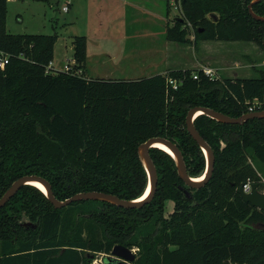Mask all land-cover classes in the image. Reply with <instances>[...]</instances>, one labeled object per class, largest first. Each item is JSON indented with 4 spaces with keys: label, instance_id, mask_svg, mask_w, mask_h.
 I'll return each mask as SVG.
<instances>
[{
    "label": "trees",
    "instance_id": "1",
    "mask_svg": "<svg viewBox=\"0 0 264 264\" xmlns=\"http://www.w3.org/2000/svg\"><path fill=\"white\" fill-rule=\"evenodd\" d=\"M251 1L166 0L183 16L167 24L166 38L193 46L253 42L264 50V21L249 13ZM251 8L264 17V0ZM6 14L7 0H0V52L7 56L0 68V197L20 176L35 174L58 200L86 191L137 199L148 186L137 147L150 137L175 143L190 177L204 173V153L185 125L191 107L239 117L257 100L255 109L264 110V70L221 80L201 69L197 79L188 69L138 80L87 78L85 36L71 41L72 71L80 73L53 70L56 33H11ZM193 124L214 154L204 185L187 186L158 147L149 148L156 190L138 208L91 199L55 208L25 184L0 208V264H91L98 254L106 264L115 244L137 248L131 264H264V212L237 193L245 182L264 190L257 168L264 167V118L229 124L199 114ZM167 199L174 209L165 215Z\"/></svg>",
    "mask_w": 264,
    "mask_h": 264
},
{
    "label": "rangeland",
    "instance_id": "2",
    "mask_svg": "<svg viewBox=\"0 0 264 264\" xmlns=\"http://www.w3.org/2000/svg\"><path fill=\"white\" fill-rule=\"evenodd\" d=\"M7 0L6 27L11 33L53 34V69L73 54L74 36L86 37L84 73L88 78L138 80L173 69L214 70L213 78L252 77L264 70V50L253 42H220L222 58L207 59L215 48L200 40L179 44L166 38L167 24L183 20L180 7L166 0ZM67 6L66 12L62 7ZM189 39H193L190 26ZM264 40V36L262 41ZM216 50V51H217ZM179 51V52H178ZM226 51V52H225ZM198 58L200 64L192 65ZM260 170L264 185V167ZM174 203L164 202L165 215ZM136 255L137 248L132 249ZM106 254L94 258L99 264ZM108 255V254H107ZM93 259V260H94Z\"/></svg>",
    "mask_w": 264,
    "mask_h": 264
},
{
    "label": "water",
    "instance_id": "3",
    "mask_svg": "<svg viewBox=\"0 0 264 264\" xmlns=\"http://www.w3.org/2000/svg\"><path fill=\"white\" fill-rule=\"evenodd\" d=\"M256 0H253L248 5V10L251 16L257 20L264 21V17L255 14L252 11V3ZM264 45V40L262 41ZM199 114H205L208 117L222 122V123H229V124H242L246 120L251 118H264V110H254L250 112L243 113L239 117H231L227 114H224L220 111L213 110L208 107L203 106H193L191 107L186 114L185 117V125L188 133L192 137V139L199 145L202 152L204 153L205 161H206V168L204 173L202 174L201 179L197 180L196 178H192L187 174L186 166L181 155L180 150L172 141L165 139L163 137H150L144 142L140 143L137 147V152L139 158L142 162V165L145 168L148 177V186L144 194L137 198V199H121L116 195L100 192V191H86V192H78L64 200H58L54 197L53 192L51 190L50 183L43 177L35 174L30 175H23L17 178L15 181L11 183V185L7 188V190L3 193L0 197V208L19 190V188L25 184H31L37 187L34 183L37 182L44 187L45 191H42L50 203L55 208H60L62 206H66L71 202L79 201V200H101L106 201L111 204L124 207V208H138L150 202L153 198L156 186H157V172L155 165L149 155V148L151 147H158V144L164 146L163 150L168 152L176 163L177 173L178 176L184 181L187 186L193 188H199L204 185L208 179L210 178L213 163H214V154L210 146L206 143L203 137L199 134L197 129L193 124L194 118ZM160 148V147H158ZM162 149V148H161ZM38 188V187H37ZM39 189V188H38ZM148 190V191H147ZM237 193L240 197L245 201L250 203L253 207H256L264 212V192H260L257 189V184H251L250 192L246 193L243 191L242 185L237 188ZM24 226H29L34 228L36 226L35 223L32 222H25L23 223ZM136 258L134 251L124 245L115 244L109 256L106 257L105 263L106 264H130Z\"/></svg>",
    "mask_w": 264,
    "mask_h": 264
},
{
    "label": "built area",
    "instance_id": "4",
    "mask_svg": "<svg viewBox=\"0 0 264 264\" xmlns=\"http://www.w3.org/2000/svg\"><path fill=\"white\" fill-rule=\"evenodd\" d=\"M67 3H68V2H67ZM67 10H68L67 6H63V7H62V11L66 12ZM72 59H73V58H72ZM6 63H7V56H6L4 53L0 52V68H3L4 65H5ZM51 64H52V62L50 63V67L53 69V66H52ZM74 64H75L74 59H73V61H71V60H66L65 63L62 65V68H61V69H53V70L72 71V68H73ZM202 71H203V73H204L205 75H207V76H209V77H211V78H212V77L214 76V74H215L214 70L211 69V68H208V67H203V68H202ZM72 72H74V73H76V74H79V73H80V69H75V70L72 71ZM197 77H198L197 72L193 73V78H194V79H197ZM167 83H168V85L171 86L172 88H176L177 85H178L177 80H176V79H173V78H168V79H167ZM257 105H259V102H258L257 100H254V101L249 105V107H248V112L256 110L255 108H256ZM242 188H243V191H244V192H246V193L250 192V190H251V183H250V182H245V183H243V184H242ZM260 192H264V190H262V191H260ZM100 262H101V263H99V264H103V263H102V260H100ZM91 264H98V263H97V262L95 261V259H94V260L91 262Z\"/></svg>",
    "mask_w": 264,
    "mask_h": 264
},
{
    "label": "crops",
    "instance_id": "5",
    "mask_svg": "<svg viewBox=\"0 0 264 264\" xmlns=\"http://www.w3.org/2000/svg\"><path fill=\"white\" fill-rule=\"evenodd\" d=\"M67 2H69L68 0H66ZM87 40V39H86ZM204 42H208V43H212L213 45H214V47L215 48H211L210 49V51L211 52H208L207 53V56H208V58L207 59H211V60H213V61H215V60H217V59H219L220 60V58H222V55L221 54H223V52L220 50H217L216 48H218V46H217V44H219L220 42H224V41H204ZM233 42H237V41H233ZM230 43H232V42H230ZM72 49H73V46H72ZM217 50V51H216ZM179 52V51H178ZM226 52V51H225ZM73 57H71V58H67L66 60H71V61H73V59H72ZM65 60V61H66ZM65 63V62H64ZM63 63V64H64ZM193 64L192 65H196V64H200V62L198 61V58L197 59H195V61L194 62H192ZM62 64V65H63ZM52 66H54L53 65V63L51 64ZM62 68V66L59 68V69H61ZM164 71H162L161 73H163ZM85 76H86V74H85ZM88 78V77H87Z\"/></svg>",
    "mask_w": 264,
    "mask_h": 264
},
{
    "label": "bare ground",
    "instance_id": "6",
    "mask_svg": "<svg viewBox=\"0 0 264 264\" xmlns=\"http://www.w3.org/2000/svg\"><path fill=\"white\" fill-rule=\"evenodd\" d=\"M157 146L160 147V148H162V149L164 148V146H162L161 144H158ZM196 179L199 180V179H201V177H198V178H196ZM34 184H35L40 190L45 191V190H44V187H43L41 184H39V183H37V182H35ZM147 191H148V190H147Z\"/></svg>",
    "mask_w": 264,
    "mask_h": 264
},
{
    "label": "flooded vegetation",
    "instance_id": "7",
    "mask_svg": "<svg viewBox=\"0 0 264 264\" xmlns=\"http://www.w3.org/2000/svg\"><path fill=\"white\" fill-rule=\"evenodd\" d=\"M131 264V263H130Z\"/></svg>",
    "mask_w": 264,
    "mask_h": 264
}]
</instances>
